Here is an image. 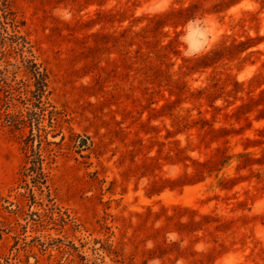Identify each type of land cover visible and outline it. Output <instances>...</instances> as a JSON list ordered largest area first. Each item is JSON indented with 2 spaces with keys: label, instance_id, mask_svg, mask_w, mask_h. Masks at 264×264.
Wrapping results in <instances>:
<instances>
[{
  "label": "clouds",
  "instance_id": "9594fccd",
  "mask_svg": "<svg viewBox=\"0 0 264 264\" xmlns=\"http://www.w3.org/2000/svg\"><path fill=\"white\" fill-rule=\"evenodd\" d=\"M20 8L42 21L35 59L98 149L79 175L114 185L109 248L87 264H264V0Z\"/></svg>",
  "mask_w": 264,
  "mask_h": 264
},
{
  "label": "rangeland",
  "instance_id": "374dc122",
  "mask_svg": "<svg viewBox=\"0 0 264 264\" xmlns=\"http://www.w3.org/2000/svg\"><path fill=\"white\" fill-rule=\"evenodd\" d=\"M2 3L4 28L30 43H0V156L12 165L0 173V264H87L90 247L109 248L100 237L111 231L104 196L114 185L99 171L79 175L98 149L92 136L74 130L73 109L54 86L47 62L36 59L46 80L43 91L37 87L28 55L39 52L33 25L42 21L23 13L21 0ZM34 152L40 154L42 184L27 171ZM93 189L96 194L88 196Z\"/></svg>",
  "mask_w": 264,
  "mask_h": 264
},
{
  "label": "trees",
  "instance_id": "16d2710c",
  "mask_svg": "<svg viewBox=\"0 0 264 264\" xmlns=\"http://www.w3.org/2000/svg\"><path fill=\"white\" fill-rule=\"evenodd\" d=\"M0 10L3 12L1 14L2 17L6 18L7 9L6 5H1ZM2 21L0 19V43H3V41H10L11 43H22V45L30 43L25 36L20 34L18 31H11L9 32L7 28H4L2 25ZM25 46V45H24ZM30 52V51H29ZM30 58L28 59V65L32 68V71L34 73L37 87L40 91H43L46 87V80H45V74L43 71L40 69L39 64L37 63L34 54L32 52L29 53ZM33 158L31 159V165L27 168V171L33 172L34 176L33 179L36 183L42 184L44 182V173L42 171L41 167V158L40 154L34 152L33 153Z\"/></svg>",
  "mask_w": 264,
  "mask_h": 264
}]
</instances>
